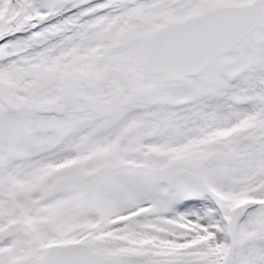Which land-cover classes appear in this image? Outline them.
<instances>
[{"label": "snow or ice", "instance_id": "obj_1", "mask_svg": "<svg viewBox=\"0 0 264 264\" xmlns=\"http://www.w3.org/2000/svg\"><path fill=\"white\" fill-rule=\"evenodd\" d=\"M0 264H264V0H0Z\"/></svg>", "mask_w": 264, "mask_h": 264}]
</instances>
